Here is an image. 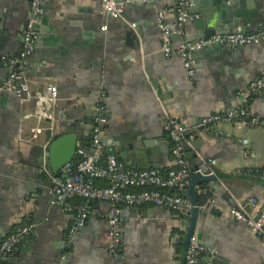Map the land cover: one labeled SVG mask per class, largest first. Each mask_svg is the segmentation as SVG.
<instances>
[{
  "label": "crops",
  "instance_id": "0c3cea01",
  "mask_svg": "<svg viewBox=\"0 0 264 264\" xmlns=\"http://www.w3.org/2000/svg\"><path fill=\"white\" fill-rule=\"evenodd\" d=\"M130 1L122 17L113 19L103 0H44V13L35 25L36 53L25 72L58 87L55 128L76 119L77 134L88 136L83 147L91 145L94 107L105 95V149L134 170L173 168L165 123L168 118L187 122L196 134L193 144L200 141L198 148H186L191 163L217 162L213 183L194 179L200 174L193 167L189 186L191 201L207 204V210L197 209L183 219L154 206L124 209L120 258L110 253L108 203L98 202L86 225L71 236L76 216L53 203L57 180L43 173L54 132L25 141L35 120L25 123L23 117L33 103L5 95L0 99V245L20 227L34 223L36 229L4 264H186L194 234L205 248L200 264H264V240L230 215L239 203L264 201V128L236 123L198 128L203 118L241 105L239 93L264 73V44L193 55L196 76L190 79L181 57L167 58L161 51L157 11L174 1ZM194 7L197 19L221 20L247 33L264 29V0H217ZM28 11L27 0H0V79L10 73L3 57L22 48ZM192 18L182 38L189 42L201 39ZM167 22L173 25L174 17ZM129 30L135 47L128 44ZM250 111L264 119V91L253 97ZM207 194L212 198L202 204ZM258 208L249 210L256 213Z\"/></svg>",
  "mask_w": 264,
  "mask_h": 264
},
{
  "label": "built area",
  "instance_id": "2783aa9c",
  "mask_svg": "<svg viewBox=\"0 0 264 264\" xmlns=\"http://www.w3.org/2000/svg\"><path fill=\"white\" fill-rule=\"evenodd\" d=\"M29 1L22 33V48L12 57H3V61L10 67L6 78L0 79V99L5 95H14L23 103H33V109L28 111L24 122L35 120L29 126L30 136L25 141H36L46 131L54 132L56 122V106L59 101V90L54 83L40 82L25 72L29 59L36 53L35 25L43 15L44 0ZM159 1V0H155ZM174 6L157 11L156 24L161 32L162 48L165 57L179 56L184 61V68L190 79L196 76V64L193 55L209 49L215 45H225L240 48L251 45L264 44V29L252 33H217L209 38L195 41H185L184 35L188 22L191 20L190 10L195 0H173ZM233 0H227L231 3ZM130 0H103L106 13L113 19L122 17ZM168 17H174V24L167 22ZM134 27V25H133ZM106 31L107 27H103ZM182 39L179 46H175L173 37ZM264 91V73L251 82L247 90L239 93L241 105L229 112L214 113L203 118L198 128L213 125L236 123L246 127L264 128V119L253 115L250 103L253 97ZM101 102L94 107L92 139L89 153L80 150L74 161L63 168L64 179L56 183L53 203L66 213L74 214L76 221L70 235H75L83 228L91 214V208L86 204L74 205L73 201L82 199L87 202L97 201L108 203L110 208L106 215L111 236L110 253L115 258L122 255L123 211L127 208L154 206L172 212L179 218H188L197 208L206 212L207 204L195 206L188 195L191 177L194 169L187 157L186 144L191 146L196 140V134L185 121L168 118L165 130L173 144L172 156L174 167L166 172L159 170H134L122 162L117 155L107 152L102 135L107 124L106 106ZM247 144V141H244ZM216 160H203L196 172L203 176H215ZM264 179V171L261 173ZM102 183L103 185H99ZM259 207L256 213L250 208ZM230 215L237 221L247 225L249 230L264 240V201L259 205L255 198L248 204H238L231 209ZM36 229L34 223L18 228L10 233L0 245V264L13 252L17 245L30 237ZM205 248L201 246L199 237L194 234L186 250V264H200L201 255Z\"/></svg>",
  "mask_w": 264,
  "mask_h": 264
},
{
  "label": "water",
  "instance_id": "95a60500",
  "mask_svg": "<svg viewBox=\"0 0 264 264\" xmlns=\"http://www.w3.org/2000/svg\"><path fill=\"white\" fill-rule=\"evenodd\" d=\"M214 1L217 0H195L194 6H204V5H210ZM240 0H233V3H236ZM256 1V0H252ZM194 7V8H195ZM191 15L192 20L195 23V26L198 31H200V34L198 38H209L217 33H231L234 30H237V32L240 33H247L245 29H241L240 27H233L232 25L225 24L221 20H213L209 17H204V19H197L198 9H191ZM126 37L128 40V44L131 47H135V35L132 30H129L126 32ZM174 45L179 46L181 44V40L179 41V37L174 36L173 38ZM225 45H215L209 49H205L203 51L197 52L194 55H212V52H214V49H224ZM151 84L155 89L158 91V93H161L159 84L154 81L153 79L150 80ZM80 130V127L76 123V119L71 118L68 121H63L58 127L54 129V135L52 142L47 150V154L44 157V166L45 170L43 173L45 175L54 178L57 180L58 183H62L64 179L63 175V168L66 164L74 161L77 157V153L80 150H85L89 153L90 147H83L81 143L87 138L88 136L85 135L84 137L79 136L77 133ZM104 138V135H102V139ZM200 144V141H197L193 144V147L198 148V145ZM188 145L186 144V148ZM190 151V150H187ZM90 154V153H89ZM129 159H127L128 161ZM194 169L197 170V165H193ZM158 168V167H157ZM217 178V176H201L198 175L194 179L201 180L205 183H213L214 180ZM195 206H197V203L193 202ZM197 210L195 208L193 211ZM193 235L190 236V239ZM188 242V245H189ZM188 247V246H187ZM67 251V249L65 250ZM186 254V253H185Z\"/></svg>",
  "mask_w": 264,
  "mask_h": 264
},
{
  "label": "trees",
  "instance_id": "16d2710c",
  "mask_svg": "<svg viewBox=\"0 0 264 264\" xmlns=\"http://www.w3.org/2000/svg\"><path fill=\"white\" fill-rule=\"evenodd\" d=\"M121 160V159H120ZM122 161V160H121ZM123 162V161H122ZM193 166V164H192ZM99 185H103L102 183H98ZM188 195H189V189H188ZM212 198V195H205L203 197H201V200H202V204L203 203H206L208 200H210ZM74 205H82V204H86L88 207H90L91 209V212L93 210H95L98 202L97 201H91V202H87L85 200H82V199H76L75 201H73Z\"/></svg>",
  "mask_w": 264,
  "mask_h": 264
}]
</instances>
